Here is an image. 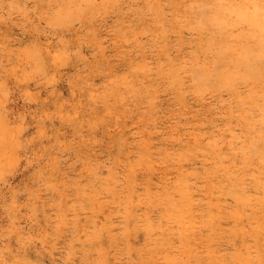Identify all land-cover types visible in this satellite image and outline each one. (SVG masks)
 Returning a JSON list of instances; mask_svg holds the SVG:
<instances>
[{
  "label": "rangeland",
  "instance_id": "obj_1",
  "mask_svg": "<svg viewBox=\"0 0 264 264\" xmlns=\"http://www.w3.org/2000/svg\"><path fill=\"white\" fill-rule=\"evenodd\" d=\"M0 264H264V0H0Z\"/></svg>",
  "mask_w": 264,
  "mask_h": 264
}]
</instances>
